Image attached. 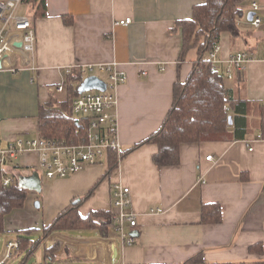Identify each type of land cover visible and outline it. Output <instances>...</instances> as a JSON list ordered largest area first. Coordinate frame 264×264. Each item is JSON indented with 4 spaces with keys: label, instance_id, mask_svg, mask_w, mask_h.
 I'll return each instance as SVG.
<instances>
[{
    "label": "crops",
    "instance_id": "obj_1",
    "mask_svg": "<svg viewBox=\"0 0 264 264\" xmlns=\"http://www.w3.org/2000/svg\"><path fill=\"white\" fill-rule=\"evenodd\" d=\"M201 2L45 0L46 14L40 17H35L36 7L27 4L37 31L38 69L0 70V140L6 143L16 137L40 136L41 106H47L53 96L59 101L67 98L68 87L65 92L55 90L57 84L68 80L67 68L80 70L79 66L113 61L128 75L127 82L116 90L120 142L126 151L148 138L161 127L173 104L175 82L185 81L198 59L197 48H192L182 60L183 36L176 23L191 19L194 6ZM252 2H257L258 13L264 18V0H244L236 18L238 31L221 33L219 70L224 73L225 61L236 52H247L251 60L234 78H227L226 84L236 98L264 103V23L259 28L251 25ZM65 17L72 18L71 22ZM127 17L132 18L129 25L116 24ZM160 63L166 64L165 70ZM259 120V114L248 116L250 129L237 138L182 143L178 165H156L158 145L144 144L127 152L120 162L111 154L102 164L89 165L52 183L41 172L39 153L22 152L9 162L7 171L20 185L26 181L29 192L24 207L5 217V229L0 233L3 246L23 229L36 230L31 235L36 241L62 210L90 191L80 207L83 216L97 210L113 212L112 189L120 182L130 187L138 216V225L131 230L133 243L126 244L114 231L108 237L93 229L56 231L39 246H45L44 261L117 264L121 256L119 264H179L202 252L206 264L262 262L264 131ZM208 155L212 159H207ZM111 160L116 166L109 173ZM52 189L61 193L55 201ZM39 198L43 200L42 212L34 206ZM38 202L41 208L42 202ZM212 203L221 206L220 222L204 218L205 205ZM151 208L162 211L151 212ZM74 231L98 235L77 237L71 234ZM36 233L39 237L34 239ZM49 241L54 246L48 247ZM112 242L118 249L116 257Z\"/></svg>",
    "mask_w": 264,
    "mask_h": 264
},
{
    "label": "trees",
    "instance_id": "obj_2",
    "mask_svg": "<svg viewBox=\"0 0 264 264\" xmlns=\"http://www.w3.org/2000/svg\"><path fill=\"white\" fill-rule=\"evenodd\" d=\"M25 2L36 7L35 17L46 14L43 12L45 0ZM243 2L244 0H202L194 6L191 19L177 21L176 30H181L183 36L182 60L192 48H197L198 59L194 62L188 78L185 81L178 79L175 82L173 104L161 127L148 138L126 150L124 155L144 144L153 143L159 148L154 156L156 165L173 166L180 163L182 143L223 141L243 136L250 129L248 116L252 114L260 115L259 127L264 131V103L236 98L233 89L226 84L225 74L220 70H213L212 62L208 58L209 53L220 43L222 32L238 31L236 18L241 13L240 5ZM65 18L66 22H71L72 18ZM82 81L81 71L73 69L68 74L66 100L59 101L53 96L47 106H41L39 116L41 138L68 142L78 139L79 123L73 115L72 102L80 94L79 84ZM226 106L229 109H226ZM230 115L233 117V129L230 128ZM115 166L116 161L111 160L108 172L110 173ZM7 175L8 172L0 169V233L5 229L6 215L14 209L24 207L29 192L16 180L4 185L3 179ZM91 192L84 197L74 199L43 229L41 237L36 241L31 238L36 231L34 229H23L17 233L21 241L17 255L26 253L21 264H24L53 232L93 229L100 235L108 237L115 230L111 211L97 210L86 216L80 213L82 203ZM213 207L214 210L209 211ZM205 209L206 221H221L220 205L206 204ZM50 250L53 252L54 248ZM50 250L48 252L51 257ZM179 264H206V262L202 252H199ZM256 264H264V261Z\"/></svg>",
    "mask_w": 264,
    "mask_h": 264
},
{
    "label": "built area",
    "instance_id": "obj_3",
    "mask_svg": "<svg viewBox=\"0 0 264 264\" xmlns=\"http://www.w3.org/2000/svg\"><path fill=\"white\" fill-rule=\"evenodd\" d=\"M26 0H0V70L17 72L23 69L35 70L37 31L33 18L27 14H20L19 8ZM254 12L251 25L259 28L264 23V18L259 15V5L252 2ZM131 17L120 19L116 24L129 25ZM20 43L21 45H17ZM220 44L209 53L208 58L212 62V69L219 70L221 63L219 51ZM251 57L245 51H238L228 58L224 74L228 79L235 77L236 72L245 69ZM162 70L166 64L160 63ZM84 77L97 75L94 72L106 74V89H91L81 92L72 102L73 115L78 121V139L73 142L57 139H45L40 136L35 138L16 137L6 143L0 140V169L8 172L4 176V185L15 180V176L7 171L8 164L25 151L34 150L39 153V166L45 176L50 179L65 178L84 170L93 164H102L108 161L111 154H115L120 162L124 156V148L120 142L119 120L117 110V88L125 84L128 75L116 61L101 63L98 65L79 66ZM73 67L66 69L68 74ZM147 74V72H144ZM57 92H65L67 80L55 86ZM226 109H229L227 106ZM207 159H212L208 155ZM113 205L115 210L112 218L115 221L114 232L118 234L126 244H132L134 235L132 228L138 225V216L132 206L131 190L120 182L113 185ZM161 208H151V212H161ZM59 240V237H58ZM60 242V241H59ZM20 239L15 236L5 243L4 250L0 253V264L10 263L20 249ZM64 243V242H62ZM66 244V242L64 243ZM36 264H68L59 259H48ZM104 264H114L111 261Z\"/></svg>",
    "mask_w": 264,
    "mask_h": 264
},
{
    "label": "rangeland",
    "instance_id": "obj_4",
    "mask_svg": "<svg viewBox=\"0 0 264 264\" xmlns=\"http://www.w3.org/2000/svg\"><path fill=\"white\" fill-rule=\"evenodd\" d=\"M248 2V1H247ZM18 12L20 13V14H27V15H29L30 17H32V8H31V6H28V5H23V6H21L20 8H19V10H18ZM94 73H96V74H98V75H101L103 78H107V76H106V74H101V73H99V72H94ZM41 172H43V171H41ZM54 179H56V178H54ZM50 181H51V183H52V181H53V179H49ZM46 182L48 183V184H50L49 182H48V180H46ZM50 194L52 195V201H55L56 199H57V196L59 195V194H61V193H59V190H57V189H52L51 191H50ZM38 201H40V202H42L41 203V208H38L39 206H37L36 205V202H38ZM35 202V208H37L36 210H39L40 212H42L43 211V200L41 199V198H39V199H37V201ZM71 234L72 235H74V236H77V237H93V236H96V235H98L97 234V232H95V231H82V232H71ZM39 237V233H36V234H34L33 235V238L34 239H37ZM118 239H119V237H118ZM4 246H5V244H4ZM4 246H3V239L0 237V250L1 251H3L4 250ZM25 255H26V253L24 252V253H22V254H20L19 256H16L10 263H8V264H21V262L23 261V259H24V257H25ZM44 256H45V246L44 245H42L40 248H39V250L36 252V253H34L30 258H28L27 260H26V263H24V264H36V263H38V262H43L44 261ZM121 258V256L120 257H118L117 258V260H116V263L117 264H119L120 263V259ZM76 264H93V263H86V261H84V260H78L77 262H75Z\"/></svg>",
    "mask_w": 264,
    "mask_h": 264
},
{
    "label": "water",
    "instance_id": "obj_5",
    "mask_svg": "<svg viewBox=\"0 0 264 264\" xmlns=\"http://www.w3.org/2000/svg\"><path fill=\"white\" fill-rule=\"evenodd\" d=\"M254 15V12H250L249 13V18L252 19ZM17 45H21L20 43H18ZM91 89H99V90H105L106 89V82L105 80H103L101 77L97 76V75H91L86 77L81 84L79 85V92H84L87 90H91ZM233 118L232 116H229V123L232 124ZM21 186L25 187L28 189V187H30L28 185V183L26 181H22L21 182ZM37 206H40L39 202H36ZM113 246H112V254L113 256H117L118 253V249L116 248V246L114 245V243L112 242ZM54 246V242L49 241L48 242V247Z\"/></svg>",
    "mask_w": 264,
    "mask_h": 264
}]
</instances>
